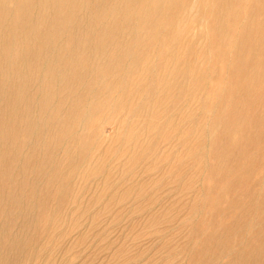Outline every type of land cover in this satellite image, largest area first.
<instances>
[{
    "label": "bare ground",
    "instance_id": "bare-ground-1",
    "mask_svg": "<svg viewBox=\"0 0 264 264\" xmlns=\"http://www.w3.org/2000/svg\"><path fill=\"white\" fill-rule=\"evenodd\" d=\"M262 101L264 0H0V264H18L28 248L14 230L23 209L41 235L76 178L107 179L116 164L148 173L169 159L178 180L203 169L213 181L202 195L209 212L240 214L209 232L196 258L214 264L230 235L232 258L221 264H264V168L256 177L254 167L264 153L253 151L264 149ZM106 123L115 148L103 146ZM224 192L235 199L220 208ZM245 206L260 211L255 225L239 220Z\"/></svg>",
    "mask_w": 264,
    "mask_h": 264
},
{
    "label": "rangeland",
    "instance_id": "rangeland-1",
    "mask_svg": "<svg viewBox=\"0 0 264 264\" xmlns=\"http://www.w3.org/2000/svg\"><path fill=\"white\" fill-rule=\"evenodd\" d=\"M194 14L196 16H199V11H194ZM261 104L262 105H260L259 107L260 108L264 107V101H262ZM100 135H101L102 140L104 141L103 146L109 145L112 148L117 147L118 144H116V142H114L116 140L115 138H117V137L114 135L113 128L109 124L106 123L103 125ZM173 145H175V148ZM171 146L172 147L169 150L170 155L176 154L180 149V148H177L178 146L175 143H173ZM259 149L256 148L255 150H253L254 152L256 151L257 154L254 153L256 156H260L262 153H264V149H262V147H260ZM183 158H185L186 160L188 159L187 157H183ZM173 160L174 159H169L168 162L173 163ZM186 160L182 159V161H181V163L183 162L181 164L182 168H183V166L185 168V166L187 164H189L190 160H188V161H186ZM206 160H207V162L213 161V159L210 155H208L206 157ZM168 162H167V164L162 163V164H159L155 167L153 166L154 168L152 167L151 171H148V173H144V166H142V164H140L138 166H134L135 170H134V168H132L129 170L130 172L129 171L126 172V170L123 169L124 168L123 166L116 164L110 168L109 178H107V179L104 177V175L101 176V177H104V179L103 178L98 179L94 175L88 177L84 181H81L80 177L76 178V180L74 181L76 184L73 182L72 186H71V190H72L71 198L69 200L64 199V201H62V203H60L61 204L60 206H62L64 208L62 209V207H60L61 209H59L58 214H56L57 216L55 214H53V215H55V217L51 215V219L49 221L50 224L48 223V224H44L42 226V228H43L42 231L44 230L45 233H43L41 235L35 233L33 226L31 224L32 219H33L32 218L33 214L31 212L25 213V212H23V210H24L23 209L21 211L22 212L21 216L22 217L24 216V217L23 218L22 217L17 218L18 220H17V225L15 226V228L17 226H18V228L17 229L14 228V230L22 231V234L25 236V238H24V236L22 237V243L25 242L23 240L26 239V245H28V248L25 251H23L21 256L17 257V259H19L18 264H34L35 261H36L35 264H38V263L42 264L43 261H44L43 264H179V263L180 264H199V263L203 264V262H205L207 260L206 257H203L202 260H198L196 258V253H197V250L202 248L204 243H205L204 249H208V241L207 240L209 239V235H210L209 232L211 233V231H215V230L220 231L223 227H225L226 225H229L230 222L234 221L235 219H238L237 217H239L240 214H235V212L233 213L231 211L230 212L224 211L225 213L224 212L223 213H212L211 211L209 212L207 206L206 205L204 206V204L202 203V201H203L202 199H204V196H202V195L207 196L206 194H209L207 192V190H205L204 188H206L208 185L209 186L212 185L213 181L210 179H207V178H203V174L205 173V171L203 169H199L196 178H194L192 176V173H191V176L193 179H191L190 175L187 174L184 176L183 180H178L177 177L174 175L173 171L170 174V171L168 170V166H169ZM184 163H186V164L184 165ZM258 163L259 162H254V165H255L254 167H256V171L258 170V172H256V177L259 176L262 168H264V164H262V163L258 164ZM174 164H175V161H174ZM105 165H106L105 166L106 170H108L107 167H109V165H107V164H105ZM159 168L160 169L162 168L163 170L162 169L160 170ZM186 168H185V170H186ZM106 170H105V173H106ZM133 170H134V172H132ZM137 170L140 171V173ZM154 170L157 172H155ZM166 170H168V171H166ZM160 171H161V173H159ZM135 172H136V175L134 174ZM141 174L142 175L144 174V175L142 176ZM164 175L167 177H165ZM115 176H116V178H115ZM161 176L163 178H165L164 181H163V178ZM117 177H119V179L121 177L122 181H121V179L119 180ZM134 177L135 178L137 177V178L135 179ZM139 177H142V178L139 179ZM101 179H103V180H101ZM148 179H151V180H148ZM107 180H109V181H107ZM135 180L137 181V184H136ZM207 180H208V182H206ZM209 180H210V182H209ZM89 181L91 183L90 186H88ZM106 181H107V184H106ZM111 181H113L112 182L113 184L111 183ZM252 181H253V177H252ZM41 182L43 183V181H41ZM79 182L82 183L83 185H80ZM86 182H88V184ZM153 182H155V183L153 184ZM195 182H197V183H195ZM199 182H200V184H199ZM42 183H40V184H42ZM95 183H96V186H94ZM129 183H130V186L128 185ZM192 183H193V186H192ZM97 184H99V185H97ZM104 184H106L107 186ZM142 184H144V186ZM186 184H189L188 185L189 187L186 186ZM181 185H182V187H181ZM102 186L104 189L102 188ZM113 186H118V187H113ZM125 186H126V188H125ZM137 186H138V189H137ZM176 186H177V188H176ZM179 186L181 187V189ZM190 186H191V188H190ZM199 186H202V187L199 188ZM88 187H89V189H88ZM139 187L142 188L141 193H140ZM148 187H149V189H148ZM131 188H133V189H131ZM136 189H137V191H136ZM50 190H49L50 193L54 192L52 187L50 188ZM103 190L104 191L106 190V191L104 192ZM130 190H132V191H130ZM192 190H194V192ZM74 191H75V193H74ZM84 191H86V192H84ZM144 191H145V193H143ZM181 191H182V194H181ZM79 192H82L83 194L79 193ZM98 192H99V194H98ZM114 192H115V194H114ZM168 192L170 194H168ZM101 193H103L104 195H102ZM122 193H124V194H122ZM76 194L77 195L79 194L78 197ZM132 194H135V195H132ZM179 194L181 196H179ZM198 194H199V196H197ZM223 194H224L223 200L224 201L227 200V202L225 204L224 201L222 200L221 203L219 204L220 208L227 207V203L233 202L235 199L234 198L232 201V197H230L231 194H229V193L224 192ZM226 195H228V196H226ZM145 196H147V197H145ZM177 196H178V198H177ZM97 198H99V199H97ZM239 198L240 197H237L236 200ZM55 199H58V198L56 197ZM156 200H158V201H156ZM77 201H78L79 206L77 205ZM81 201H83V204L81 203ZM197 201H199V202H197ZM52 202L50 203L51 204L50 206H52L51 209L53 208V205H54V201H52ZM150 202H151V204H150ZM70 203H71V205H70ZM87 207H89V208H87ZM200 207H202L203 209ZM66 208H68V209L65 210ZM185 208H188V209L185 210ZM247 208L249 209L248 206L244 207V209H247ZM183 210H185L186 212L185 211L183 212ZM249 210H250L249 216L247 214L246 218L245 217H243L242 219L239 218V220L243 223L244 221H247L249 219V221H251L252 224H254V223L256 224V221H255L256 217L258 215H260L261 213H260V211H256V209L253 210V212H252V209H249ZM201 211H202V213H201ZM192 212H193V214H192ZM226 212H227V214H226ZM206 214L209 217L208 221H207V217H206L207 215ZM46 215L50 216L49 214H46ZM199 215H200V217H199ZM217 215H218V217H217ZM219 215H221V216H219ZM70 216L71 217L73 216V219L70 218ZM232 216H233V219H232ZM63 217H65V218L62 219ZM202 217H203V219H202ZM55 219H56V221H55ZM217 219L222 221V222L219 223L220 221H218ZM64 220H65V222H64ZM193 220H195V221H193ZM215 221H217L219 223V225H217L218 223ZM63 222L65 225H63ZM175 222H177V223H175ZM224 222L226 223V225H224L225 224ZM22 224H24V225H22ZM166 224H168V225H166ZM27 225H28V227H27ZM53 225H54V227H53ZM21 226H22V228H21ZM24 227H25V230H24ZM28 228H31V229H28ZM186 228H187V230H186ZM198 228H200V230ZM45 229L46 230L48 229V230L46 231ZM49 229H51V230H49ZM190 229H191V231H190ZM242 229H243L242 226L238 227V231L242 230ZM14 230L12 229V232H16ZM193 230H194V234H193ZM52 231H54V233ZM201 231H202V234H201ZM32 232H33V234H32ZM56 234H57V236H55ZM186 234L188 236H190L192 234V236H190L191 238L188 237ZM200 234L203 236L200 237L201 236ZM42 235H44L43 238H42ZM52 236H54V237H52ZM193 236H194V238H193ZM245 236L247 239L249 238V236L251 237L250 239H252V232H250V231L247 232ZM230 237H231L230 235H226L225 243L220 244L218 246V248H217L219 250L218 252H219V254H221L223 256H220V257L215 256L214 260H213L214 264H216L217 262H218L217 264H221V263H225V262L231 260L232 254H233L232 248L234 247V245H232L233 247L231 248V246H229V244H226V242H228ZM32 238H35L36 241L31 242L30 240ZM40 239H42V242L39 241ZM250 239H248V240H250ZM51 240H52V242H51ZM188 240L190 243L185 242ZM188 243H189L190 247H192V246L193 247L190 248L188 246ZM24 244L25 243H23V245ZM29 244H30V246H29ZM187 247H189V248H187ZM180 249H181V252H180ZM220 250H221V253H220ZM230 250H232V251H230ZM174 251H175V253H174ZM187 251H189V252H187ZM49 252H50V254H49ZM176 252L178 253V255H176L177 254ZM179 252H180V255H179ZM182 252H183V256L181 257ZM32 255H33V257H32ZM10 256H9V258H10ZM46 256L48 258H46ZM19 257H22V258H19ZM39 257L41 258V260L39 259ZM34 258L35 259L37 258V259L35 260ZM51 259H53V260H51ZM218 260H220V261H218Z\"/></svg>",
    "mask_w": 264,
    "mask_h": 264
}]
</instances>
